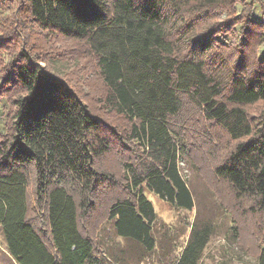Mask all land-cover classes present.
I'll return each instance as SVG.
<instances>
[{
	"label": "trees",
	"instance_id": "obj_1",
	"mask_svg": "<svg viewBox=\"0 0 264 264\" xmlns=\"http://www.w3.org/2000/svg\"><path fill=\"white\" fill-rule=\"evenodd\" d=\"M257 4L264 18V0H0V51L29 22L78 43L100 76L83 92L50 68L55 51L27 38L0 61V99L11 106L0 136V221L20 264H95L92 228L103 219L153 251L149 195L194 208L177 139L191 140L195 159L211 158L217 179L264 218V106L250 113L264 101ZM115 156L125 178L107 160ZM208 240L199 231L176 264H197Z\"/></svg>",
	"mask_w": 264,
	"mask_h": 264
},
{
	"label": "rangeland",
	"instance_id": "obj_2",
	"mask_svg": "<svg viewBox=\"0 0 264 264\" xmlns=\"http://www.w3.org/2000/svg\"><path fill=\"white\" fill-rule=\"evenodd\" d=\"M3 11L6 15H3ZM3 11L1 13L3 16L12 14L8 8ZM254 17L257 21L264 19L259 4L255 7ZM28 24L29 22L23 32L25 34L12 40L11 50L0 51V61L3 60V64H7L22 48L23 39L27 38L33 49L36 47L37 50L42 49V52L48 49L56 52L47 62L54 72L67 76L69 81L81 87L83 92L90 91L84 83L87 80L97 82L100 77L99 67L95 62H88L80 56L79 44L61 36L50 38L45 32ZM258 55L264 57V44L259 47ZM48 56L45 55V57ZM41 64L45 65L44 62ZM263 106L264 101L259 102L251 108L250 113L259 114ZM10 111V103L6 97H2L0 99V136L7 132ZM202 141L203 139L200 143ZM177 143L179 169L192 192L194 208L188 210L173 207L154 194L149 195L157 211V221L154 226L157 243L156 248L151 252H145L135 241L117 236L113 221L103 219L102 223L92 228L99 248L97 257L94 258L95 264H176L191 237L204 230L209 234V240L197 264H259L258 257L264 248L262 214L250 209L248 201L242 202L243 199H237L227 182L217 179L211 158L204 160L199 155L198 158H194L197 150L194 152L190 145L191 140L177 139ZM207 147V145L204 146L203 151ZM117 158L118 156H115L107 160L109 164H116L114 166H117L118 176L123 178L124 175L125 178V172L117 161L112 162ZM120 191L122 190L119 187L115 188V194H120ZM99 215L103 216V209L96 212V217ZM0 264H20L9 250L8 241L4 235V224L1 221Z\"/></svg>",
	"mask_w": 264,
	"mask_h": 264
}]
</instances>
